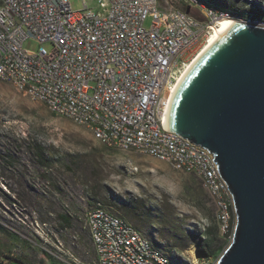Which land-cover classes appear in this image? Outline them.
I'll return each instance as SVG.
<instances>
[{
	"label": "built area",
	"instance_id": "2783aa9c",
	"mask_svg": "<svg viewBox=\"0 0 264 264\" xmlns=\"http://www.w3.org/2000/svg\"><path fill=\"white\" fill-rule=\"evenodd\" d=\"M161 1L98 0L96 12L84 0L78 11L69 0H0V82L85 127L104 147L200 178L216 208L219 236L229 245L236 226L231 194L207 150L166 131L167 111L188 63L224 20L264 28V19H245L205 0H176L184 9L166 0L169 9L162 8ZM29 41L37 42L35 51L25 48ZM84 227L95 264H181L99 204ZM178 257L182 264L217 262Z\"/></svg>",
	"mask_w": 264,
	"mask_h": 264
},
{
	"label": "rangeland",
	"instance_id": "374dc122",
	"mask_svg": "<svg viewBox=\"0 0 264 264\" xmlns=\"http://www.w3.org/2000/svg\"><path fill=\"white\" fill-rule=\"evenodd\" d=\"M84 1L99 11L98 0ZM166 1L184 9L176 0ZM205 1L245 19L264 11V0ZM69 2L73 10L83 7L82 0ZM160 4L169 9L164 0ZM149 24L147 20L144 26ZM25 48L35 51L38 44L29 41ZM26 140L41 143L51 157L72 162L71 173L63 170L65 195L56 194L43 177L45 172L25 159ZM0 155V261L5 264H15V259L27 264H95L84 219L98 204L132 224L169 258L183 253L195 260L187 250L193 247L200 256L192 242L216 223L214 202L200 178L176 172L149 156L104 147L85 127L53 115L1 82ZM83 160L89 162L86 173L77 170ZM57 170L53 167L46 176ZM120 200H137L148 209V217L138 210L134 220L116 209ZM58 212L73 216L76 228L59 229ZM220 239L222 247L206 258L218 261L228 245Z\"/></svg>",
	"mask_w": 264,
	"mask_h": 264
},
{
	"label": "water",
	"instance_id": "95a60500",
	"mask_svg": "<svg viewBox=\"0 0 264 264\" xmlns=\"http://www.w3.org/2000/svg\"><path fill=\"white\" fill-rule=\"evenodd\" d=\"M166 131L207 150L231 194L236 226L216 264H264V28L232 21L192 62Z\"/></svg>",
	"mask_w": 264,
	"mask_h": 264
},
{
	"label": "trees",
	"instance_id": "16d2710c",
	"mask_svg": "<svg viewBox=\"0 0 264 264\" xmlns=\"http://www.w3.org/2000/svg\"><path fill=\"white\" fill-rule=\"evenodd\" d=\"M192 14H196V12H193ZM256 18L264 19V11H261L260 15ZM23 152L26 160L30 161L38 170H43L45 172L43 174V177L46 179V181L51 182V188L55 191V193L59 195H65L64 185H66V179L63 180L62 178V176L64 175L63 170H65V173L67 174L71 173L72 170L68 165H70V163L72 162L67 160L66 157L54 158L49 156L43 145L34 140H26ZM0 157H2V155H0ZM53 167H58L62 172L57 170L58 173H51L49 174V176H46V172H48L49 170L51 171ZM88 167L89 162L83 160L80 161V166L77 170H81L83 173H86V171H88ZM116 209L123 211L134 220L136 219V213L138 210L144 211L143 214L145 215V217H148V209L141 203L137 202V200H120V206ZM56 221L59 229L61 230L76 228L74 224V218L68 212H58L56 214ZM192 243L197 246L199 250L198 253L202 257H208L211 254L215 253V251L219 250L223 244L219 237L216 223L215 225L206 228L204 230L203 236H198ZM171 259L182 264V260L178 256H172ZM15 264L27 263H25L23 260L15 259ZM41 264L45 263L42 262Z\"/></svg>",
	"mask_w": 264,
	"mask_h": 264
},
{
	"label": "bare ground",
	"instance_id": "6f19581e",
	"mask_svg": "<svg viewBox=\"0 0 264 264\" xmlns=\"http://www.w3.org/2000/svg\"><path fill=\"white\" fill-rule=\"evenodd\" d=\"M232 23V21L231 20H224L221 24H220V26H219V28L217 29V30H215V32L214 33H212L211 34V36H209L208 37V39H207V41L204 43V45L200 48V50L197 52V54L193 57L194 58V60L196 59V58H198V56H200V54H202L203 52H204V50H206L218 37H219V35L229 26V24H231ZM193 60V61H194ZM192 61V62H193ZM192 62L190 63H188V65H187V67L185 68V70H184V72H183V74H182V76L184 75V73L189 69V67L191 66V64H192ZM182 76L178 79V83H179V81L181 80V78H182ZM178 83H177V85H178ZM176 85V86H177ZM176 86H175V88H176ZM174 90L175 89H173V91L171 92V94H170V100H171V98H172V95H173V93H174ZM188 253H190V254H192V256H193V259L194 258H196V259H198V256H197V254H196V252H195V249L193 248V247H191V248H189L188 250ZM184 252V251H183Z\"/></svg>",
	"mask_w": 264,
	"mask_h": 264
},
{
	"label": "crops",
	"instance_id": "0c3cea01",
	"mask_svg": "<svg viewBox=\"0 0 264 264\" xmlns=\"http://www.w3.org/2000/svg\"><path fill=\"white\" fill-rule=\"evenodd\" d=\"M5 263H6V261H5Z\"/></svg>",
	"mask_w": 264,
	"mask_h": 264
}]
</instances>
